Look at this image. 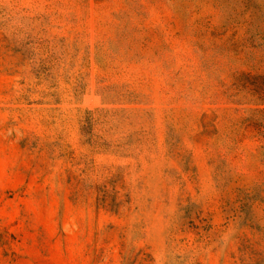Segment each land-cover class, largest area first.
Here are the masks:
<instances>
[{"label":"rangeland","instance_id":"obj_1","mask_svg":"<svg viewBox=\"0 0 264 264\" xmlns=\"http://www.w3.org/2000/svg\"><path fill=\"white\" fill-rule=\"evenodd\" d=\"M0 264H264V0H0Z\"/></svg>","mask_w":264,"mask_h":264}]
</instances>
